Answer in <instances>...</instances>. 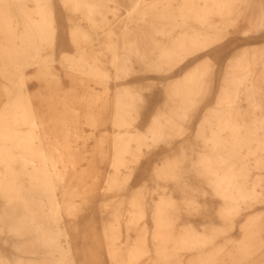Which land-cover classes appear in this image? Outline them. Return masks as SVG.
I'll list each match as a JSON object with an SVG mask.
<instances>
[{
	"label": "bare ground",
	"instance_id": "obj_1",
	"mask_svg": "<svg viewBox=\"0 0 264 264\" xmlns=\"http://www.w3.org/2000/svg\"><path fill=\"white\" fill-rule=\"evenodd\" d=\"M61 1L68 13L81 14L89 26L96 30L107 29L104 46L99 52L83 50L79 51L78 56L64 54L63 65L71 71L84 73L101 86H106L105 83L111 77L120 83L115 93L112 118V124L118 128H128L142 118L145 88L136 84L132 78L138 72L148 73L150 67H157L155 72L158 75L168 73L172 69L173 56L182 58L188 51L190 56L195 54L197 49L194 50L190 45L208 49L211 47L209 43L218 39V35L230 36L236 33L247 36L264 28V0H180L176 5L170 0H135L131 6H124L126 10L122 17L119 16L122 5H117L116 0ZM33 14L36 18L32 17ZM112 17H117L118 20L112 21ZM190 22L195 23L194 29L192 34H186V27ZM23 24L27 27L20 33L18 28ZM75 24L77 29H71V40L74 41L77 37L74 33L87 39L89 32L78 23ZM115 24H121L123 29L125 27L122 32L126 33L125 36H117L113 29ZM56 25L53 0H0V73L6 81L11 82V76L15 75L12 70H21L22 66L29 65V61L30 66L41 65L37 78L56 77L46 66L50 59H44L38 54L43 43L51 45L55 41ZM176 27L183 29L179 36L172 35ZM155 35L161 36L169 46L158 52V62L152 64L147 61L149 57L144 52L146 48H141L139 41L148 38L158 42ZM219 48H216L218 51L215 55L221 51ZM242 56L240 60L238 58L241 56L236 54L228 62L216 102L201 117L197 137L202 140L203 147L189 158L190 167H186L187 158L183 152L157 161L153 169L156 187L151 191L148 187L145 188L136 212L126 224L130 242L123 264H140L143 260L145 264H183L185 255L189 254L193 257L187 264H249L248 260L264 249V213L260 212L249 214L244 219L241 227L243 239L231 250H228L226 244H218V240L235 227V221L243 211L247 210L248 213L256 205L264 203V192L258 190L263 187L264 172V70L260 77L254 79L251 64L243 61L244 57L247 59L251 56L255 61L253 66L256 65L254 53H243ZM136 65L141 70L138 71ZM206 72L204 67L199 73H189L185 80L176 81L170 86L167 90L172 93L167 104L169 109L166 112L156 111L142 131L116 134L113 137L111 166L116 174L107 180L109 189L126 183L127 176L120 173L121 169L130 170L132 167L131 172L134 171L140 157L146 155L150 148L170 144L180 135L178 124L188 116L191 104L195 109L200 103L199 99L193 102L191 95L203 88ZM74 77L77 78L73 75L72 78ZM78 78L83 80L79 76ZM44 89L48 94L50 90L47 92V88ZM26 93L27 91L21 90L14 99L0 105V140L14 145L20 151V158L24 162L22 178L27 179V183L17 180L13 162L18 155L7 144H0V189L7 199V208L0 214V222L3 224L0 225V232L7 230L21 237L22 241L14 243V247L23 257H19L15 264H77L72 256L70 243L67 241V245L63 246L61 242L62 237L68 236L65 227L61 226L63 213L68 215L75 212L74 200L82 195L75 189L68 190V185L64 186L65 174L68 172L65 173L66 168L70 164L74 166L78 159L77 155L75 158V152L79 151L72 150L69 141V138L79 137L76 132L77 122L73 116L62 117V112V116L59 113V116L52 119V124L49 123L46 117L48 114L40 116L32 96ZM91 94L92 97L95 96L94 91ZM88 95L91 99L90 94ZM89 98L83 102L91 110L94 102ZM61 101L60 103L63 102ZM69 101L67 103L71 102ZM243 101L245 106L241 103ZM87 118L91 122L94 119L90 114ZM22 125H30L31 129L20 132L11 128ZM70 127L74 130L73 134L69 132ZM47 132H51L56 140L51 145L47 142L50 139ZM61 137L65 142L59 140ZM86 138L88 139L87 136ZM84 156L85 153L82 160ZM79 170L82 171V168ZM188 171H194L203 178L221 203L217 212L219 222L207 231L197 229L189 220L185 223L178 222L206 202L205 191L185 178ZM253 171L259 173L251 179ZM80 174L79 177L82 178L83 172ZM73 176L76 178L77 174ZM73 178L70 180H74ZM77 180L81 182L79 178ZM89 181L92 182L90 179ZM160 181L166 186L173 183L174 190L168 194L162 193L165 186H161ZM148 192L151 199L147 206L145 196ZM134 202L135 197L131 198V204ZM148 210L151 211L153 223L150 240L148 228L143 222ZM119 234V225L113 219L104 228L113 264L122 263L123 249L116 245ZM0 264L10 263L7 259H1Z\"/></svg>",
	"mask_w": 264,
	"mask_h": 264
},
{
	"label": "rangeland",
	"instance_id": "obj_2",
	"mask_svg": "<svg viewBox=\"0 0 264 264\" xmlns=\"http://www.w3.org/2000/svg\"><path fill=\"white\" fill-rule=\"evenodd\" d=\"M53 1H54L55 19L57 22L56 25L57 32L55 34V41L51 45L50 43L49 45L43 43L41 50L38 51V54L44 59H50V62L47 63L46 66L50 69V72L56 77L53 78L50 76H45V78H43L42 76H39L38 77L40 80L39 81L37 78L39 74L37 72H39L41 65L39 64L37 66L36 65L30 66L31 64L30 61H29V65L22 66L21 70L20 68L19 70L16 71L12 70L15 75L11 76V82L6 81L2 77L3 74L0 73V105L7 101H11L17 95L20 94L21 90H23V91H27L26 94L32 96L33 102L34 104L36 103L35 106L37 112L40 113V116L42 115L43 117H45L47 114L49 115L46 116L49 119L48 121V119L46 118V120L49 123L52 122V119L56 117V115L59 116L60 115L59 113H61L60 116H62V112H63L62 117L73 116L75 118L77 122L76 132L79 137H74V138L72 137V139L69 138V141L71 143L70 147L72 146L71 147L72 150L74 149V151H79V152H75V156L77 155L78 159H80L81 161L76 159L77 161H75L74 166L73 165L71 166V164L68 165V168H66L65 173L67 171L68 172L66 174H68L69 171L70 173L68 175L65 174L66 181L64 186L67 187L68 185L67 189L70 188L68 190L75 189L79 191L82 195L80 197H76L74 200L76 204L75 212L71 214L68 213V215L63 213L61 226L65 227L68 236L67 238L62 237L61 242L63 246L67 245V241L68 243H70V246L72 248L71 253L77 264H113V262L110 260L109 257V242L105 239L104 228L109 224L110 221L114 219L116 220V224L119 225L120 234L118 240L116 241V245L117 247L123 249V256L121 259L122 262L121 264H123L126 256L125 253L127 250V245L130 242V235L127 233L126 224L127 221H129L130 218L133 216V213L136 212L135 209L140 204V199L142 198L145 188L148 187V190L151 191L153 188L156 187V177L153 169L157 161L159 162L160 159L177 156L180 152H183L187 158L185 162L186 167L187 168L190 167L191 161L189 158L192 157V155H194L195 152L202 150L203 147L202 140L197 137L201 117L206 113L207 109L214 106L216 99L218 97L220 86L222 85L223 78L225 77L226 74L227 64L231 60V58L234 55L238 54L241 56L238 59L242 60L243 53L246 54L254 53V56L257 59L256 65L253 66V62L255 61L251 56L248 57L247 59H245L244 57L243 61L251 64L252 69H254L253 70L255 75L254 79L260 77L261 71L264 70V28L258 33H250L247 36L236 35V33L230 36L227 34L218 35V39H214V42H210L209 43L210 45L208 44L209 46H211L208 49H203L202 47L195 48V46L190 45L191 47H194V50L197 49L195 54L193 56H190L188 51L187 53L183 54L182 58L179 57L177 58V56H173L172 69L168 73L158 75L155 72L157 67L155 68L150 67L149 69L150 72L148 73L138 72L137 75H135L132 78L136 84L139 85L141 84L140 87L145 88L144 91L145 101L142 104L143 105L142 118H140L134 125L128 128H118L112 124V118L114 113L113 102L115 103V93L120 83L115 81V79L111 77L105 83L107 84L106 86L105 85L101 86V84L99 83L97 84V82H95L94 80L89 79L84 73L71 71L68 67L63 65L64 54L78 56L79 51H83V50L86 51L95 50L96 52H99L104 46L105 38L107 36V29L101 28L96 30L92 26H89V24L81 16V14L68 13L67 9L64 7L61 0H53ZM134 1L135 0H116L117 5L119 6L122 5L119 8L121 9V13L119 14L120 17L123 16L122 14L124 10H126L124 6H131L134 3ZM156 1L159 0H149L148 2H156ZM170 1L174 2L175 5L180 3V0H170ZM33 16L34 18H36L34 14L32 15V17ZM115 19L118 20V18L116 17L113 18L112 21H116ZM75 23H78L80 26L84 27L89 32L87 39H82L79 33H74L77 37L75 38L74 41L71 40V36H70L71 29L73 30L77 29V25ZM194 24L195 23L190 22V24L186 27V32H187L186 34H192L194 29ZM243 25L244 24H242V26ZM25 26L26 24H23L22 26L23 30ZM121 27H122L121 24H118V26H116L115 24V26L113 27L114 31L117 33V36L119 37L121 35L122 36L126 35V33L125 34L122 33L125 31L124 30L125 27L124 29ZM182 32L183 29L181 27L180 28L176 27L172 35L179 36L181 35ZM139 35L140 37L142 36L141 34ZM226 35H227V39H226ZM187 37L188 36L186 35V38ZM155 38H157L158 42H154L151 39L149 40L148 38H146L145 41H139V46H141V48H146L144 52H147V55L149 57L147 61L151 62L152 64L155 63L157 64L158 52H160L161 49H163V47L165 48L169 46V44L166 41L161 39L162 38L161 36L155 35ZM217 47H220L219 49L221 51L218 52V55H215V52L218 51L216 50ZM243 61L241 62L243 63ZM106 67L109 68V65L106 64ZM204 67L207 70L206 72L207 75L204 77L206 79V82H203L204 84L203 88L197 89L196 94L194 93V95H191L193 102L199 99L200 103L198 104V107H196L195 109H194V105L191 104V107L188 109V113H189L188 116L183 119L184 121L182 120V122H180V125L178 124L180 135L177 136L174 140H172L170 144H164L160 147L150 148L149 151L146 152V155L140 157L138 163L134 167V171L131 172L132 167L130 170L121 169L120 173L127 176L126 183L118 188L109 189L107 187V180L110 179L112 176H115L116 174L115 170L111 166V159L113 158V139H114L113 137L116 134L138 133L142 131L147 121L156 111L166 112L169 109L167 104L169 103L170 98H172L171 96L172 93L167 92L168 88L170 86H173L176 81L185 80V78L189 75V73L194 74L195 71L199 73V71H201L202 68ZM136 68L138 71L141 70V68L137 67V65ZM73 75L77 77V78L74 77L75 80H73L74 78H72ZM78 76L81 79L83 78V80H80ZM68 77L71 78V80H69ZM76 79L79 80L77 81L76 84H74L75 83L74 81H76ZM42 81L44 82V84ZM57 83L59 84L60 87L58 86ZM82 83L83 84L85 83V85H82ZM86 84L88 87L86 86ZM49 86L50 88H48ZM5 87H7V89H5ZM55 87L57 89L59 87L60 91L55 89ZM106 87L107 89H105ZM44 88H47L46 89L47 92L48 90H50L49 91L50 93L48 92L47 94L44 91L45 90ZM89 89H91V91ZM87 90L90 91L91 93L94 91L95 96L92 97V94L90 92L88 93ZM35 92L38 93L36 94ZM42 93L44 96L42 95ZM88 94H90L91 99L89 98ZM48 95L50 97H48ZM85 96L86 97L88 96L87 98H89L91 102L95 103V104L93 103V105L91 104L92 105L90 107L91 110L84 103L85 100L87 99ZM51 97L54 98L49 100ZM61 98L64 100H62ZM66 98H72V99H66ZM75 98H79L81 103L79 102L78 99ZM65 99L68 101L70 100L71 102L69 101L70 103H67L68 101H66ZM60 101L64 104L60 103ZM95 101L97 102L99 101V102L97 103ZM41 102L43 103L40 104ZM79 103L80 105H78ZM241 103L243 106H245L244 101ZM64 105L66 107H64ZM72 110H75V112H72ZM89 110L90 112H88ZM92 110H94L95 113ZM43 112L45 114H43ZM89 114L92 116V118L94 117L95 120L92 119L94 122L86 120L88 119L87 116ZM82 115L84 116V118ZM78 117L80 118L78 119ZM84 119L87 121V124L85 123ZM95 122L97 123L94 125ZM91 126L94 128H92ZM11 128L17 129L20 132L21 131L26 132L27 130L31 129V126L30 125H22L20 127L11 126ZM51 132H47L49 133L48 137L50 138V139L47 138L48 139L47 142L49 143V145H51V143L53 144V142L56 141L54 136L51 134ZM69 132L72 134L74 133L72 127H70ZM58 133L60 134V132ZM79 133L82 135H80ZM86 136L88 137V139L86 138ZM59 140H61V142H65L62 137ZM0 144H7V146L15 150L16 154L18 155L16 156L13 162L14 167L16 168V178L20 182L25 181V183H27V179L22 178V166L24 162L20 158L21 156L20 151L17 150L14 145L8 142L0 140ZM84 153L85 156L82 160V155ZM79 154L81 155L79 156ZM77 156L75 158H77ZM87 167H89V169ZM79 168L80 169L82 168V171H80ZM87 169L88 172L86 173L85 171H87ZM82 172L83 174L81 178L79 177V175L81 176L80 173ZM258 173L259 172L257 171H253L251 173V179L255 178ZM76 174H77L76 178L77 179L79 178V181L86 183L87 186H84L86 184L78 182L76 178H73L74 177L73 175L76 176ZM84 176H86V178ZM70 177L73 178L74 180H70L71 179ZM262 177H263L262 178L263 187L258 188V190H262L264 192V172L262 173ZM80 178L82 180H80ZM88 178L92 182H90ZM185 178L190 180L193 184H195L197 188L205 191L206 202L203 206L200 205L201 206L200 208H196L195 210H193L189 216L186 217L184 216L181 219H179L178 222L185 223V221L189 220L197 229L207 231L210 227H212V225L214 226L215 224H218L219 220L217 218V212L220 209L221 203L218 199H216L211 188L207 186L203 178L198 176L196 172L188 171V173L185 175ZM67 181H69V183L66 184ZM80 184L83 185V188ZM160 184L161 186L166 187V188L164 187L161 190L163 191L162 193L168 194L174 190L173 183L167 184L166 186L163 182L160 181ZM84 187L85 188L89 187V188H86L87 190H84ZM133 197H135V202L131 204V198ZM145 198H146L145 199L146 204L148 206L150 204V199H151L150 192L146 193ZM6 208H7V199L5 196H3L2 190L0 189V214H3ZM246 212L247 210L243 211L242 215H240L236 219L235 227L224 237L219 239L218 244H226L228 250H231L239 241L243 239V231L241 227L244 223V219L249 214L252 213H257V212L264 213V203L256 205V208H254L252 211L250 210L248 213ZM150 213L151 211L148 210L147 217L145 218L146 220L144 219L145 221H143L149 231L148 234L149 240H150V232L153 226ZM0 225H3L2 222H0ZM262 240L264 244V234ZM18 241H22L21 237L13 235L9 233L7 230L0 232V260L7 259L10 264H15V261L19 257H23V254L20 251L16 250V248L14 247V243L16 244ZM149 243H150L149 246H151L150 248H152L151 241H149ZM152 252L150 253L151 255L153 254ZM192 257L193 255L190 254L188 256L185 255L183 264H187L189 259H191ZM226 259H227L226 261H228L227 257ZM144 261L145 260H143L140 264H145ZM248 261L249 264L264 263V249L261 250L252 258H250Z\"/></svg>",
	"mask_w": 264,
	"mask_h": 264
},
{
	"label": "crops",
	"instance_id": "obj_3",
	"mask_svg": "<svg viewBox=\"0 0 264 264\" xmlns=\"http://www.w3.org/2000/svg\"><path fill=\"white\" fill-rule=\"evenodd\" d=\"M18 30H19L20 33H22V32H23V28H22V26H20V27L18 28Z\"/></svg>",
	"mask_w": 264,
	"mask_h": 264
}]
</instances>
